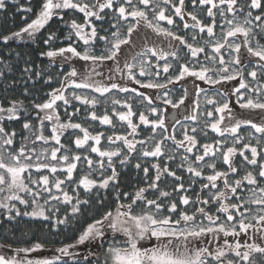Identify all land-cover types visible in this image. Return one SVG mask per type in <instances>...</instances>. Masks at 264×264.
I'll return each instance as SVG.
<instances>
[{"label": "snow or ice", "instance_id": "snow-or-ice-1", "mask_svg": "<svg viewBox=\"0 0 264 264\" xmlns=\"http://www.w3.org/2000/svg\"><path fill=\"white\" fill-rule=\"evenodd\" d=\"M155 0H124L120 3L119 0H103L96 4H89L87 0H42L39 10L36 13L34 19L26 24L25 27L19 31L14 32L11 36H3L2 40L7 42L12 38H21L22 33L28 34L29 37L34 36L40 32L54 16L62 17L63 10H76L79 13H83L85 23H78L75 19L70 22L71 31L65 37L69 41L68 47H61L56 50H49L46 55L48 57L64 56L66 53H71L72 56L79 57L84 61H92L94 64L97 62L111 61L119 59V53L122 51V46H127L132 43L130 36L133 34L137 26L143 21L148 28L153 29L157 34H162L166 37H171L172 41L178 42V45L169 43V48L175 49L178 46H185L192 58L198 59V54L204 53L205 60L210 61L213 66L219 65V67L209 68L201 65L199 71L189 68L187 64H179V73L168 79V83L181 81L186 76L196 77L199 80L205 81L210 85L220 84L222 81H234L239 77V87L233 89L237 97V103L239 107L249 109H260L264 111V101L260 99L253 100L251 95H245L242 91L248 89L249 92L259 93L264 96V84H260L255 89L249 88V83L244 78V66L246 64L253 63L251 58H258L257 64L261 75H264V44L256 42L255 46H252L251 41L256 38V33L253 32V17L251 10L245 13L243 22L240 21L237 12H244L243 6L236 7L237 0H192V5L208 6L207 17L212 18V23L204 24L201 19H198L195 12H188L187 15L191 17L193 23H184L185 29H199L200 33L205 31L208 34L209 40L203 42V46H197L193 43H188L184 36L177 35L168 28L161 27L159 21H167L169 25L174 24L173 16L167 15L166 10L160 7L159 3H155ZM119 3V7H115V4ZM164 4H172V0H163ZM127 5V7H126ZM143 5L144 7H139ZM226 5V8L221 7ZM5 0H0V9H5ZM174 8L173 15L184 20L185 0H179V4H172ZM249 9H261L264 8V0H251L248 5ZM152 8L153 17L152 20L157 21L153 23L148 18L147 9ZM104 9H113L114 13H117V23L113 24L117 30L111 33V39L107 36H98L97 28L92 24L89 17H95L97 20H103L104 17L100 14ZM130 9V10H129ZM218 10V15L221 18L222 24L226 25V30L222 28L224 43L219 40L212 42L214 36V25L216 23L215 17ZM27 12H31L32 8L25 9ZM226 13L232 14V19H228ZM129 17L135 20V23H130L127 27V35L121 36L118 27V21L127 20ZM255 21L264 20V13L256 15ZM68 23L67 21L65 22ZM89 25L90 32L85 30V25ZM260 29L259 35L264 38V24L255 25ZM84 42L87 46L90 42L99 40L105 44V53L101 55H95L94 52L88 47H85L83 53L77 51V48L73 46L71 40L72 34ZM242 36L243 47L247 50V56H243L241 52V43H229V37ZM55 38V33L49 34L44 43L48 44ZM191 39L196 41V35H192ZM212 51L208 53L206 47ZM227 46L231 49L229 53L230 59L225 61L223 55H219L222 49ZM151 53L152 56L157 59H165L168 56L180 59L178 52L172 50L171 52L159 51L156 48H146L144 53L140 55H147ZM235 53V55H233ZM217 56L219 60L217 61ZM135 59V57L133 58ZM235 65V67L233 66ZM136 67L135 63L125 62L124 68L127 69V79L135 81L136 84L141 85L146 89H163L166 87L164 84L142 83L137 79L133 69ZM173 68L171 63H164L163 71L168 73ZM117 72L123 71L118 66L115 69ZM212 73H214L218 79H214ZM66 79L61 81V86L58 89H53L50 93V99L42 104H36L35 108L44 111L45 115L38 117L39 127L33 130V125L30 122L23 124V129L27 130L30 135L23 137L22 142L17 147L15 130L9 132L5 130L3 125H0V193L7 192L8 194L0 201V207L8 209L9 212L15 209L16 214L20 215V211L16 208L14 203L10 201H19L20 204L28 205L29 201L25 199L21 193L31 197V204L33 206L32 212H24L23 215L33 217H45V210L43 205L39 204L38 200L43 194H47V199L44 204L49 202H59L62 199L64 204H71V214L73 216L80 215L82 213V207L89 205V200H81L79 196L75 198V203H72L73 197L63 187L66 182L71 183L74 179V172L78 170L81 164H86L88 171L80 176L76 181L75 187H82L85 192H91L96 189H106L109 187L110 182H116L118 179V173L115 167H113V157H119L123 155L121 148L116 147L112 150H102L99 147L102 134L97 133L92 135L89 130L82 127L80 123H61L59 115L56 113L55 105L56 101H63L65 105L70 103V99L65 96L64 89L69 85H74L76 89H92L96 93H100L103 96L110 92V89L119 88L120 92L127 93L129 91L137 93L136 88L129 89L128 87H120L117 83H111L108 85L96 82L93 84L90 82L89 77L85 76L84 79L77 83L74 77H77L78 73L75 68L66 73ZM140 75H151L150 67L145 61L140 62ZM159 75V72L156 73ZM247 75L253 80L258 79L257 68L248 71ZM51 79V77H49ZM204 92V89H200L197 86V94ZM138 95L144 100L148 101L150 113H158V109L152 106L151 99L143 92H139ZM187 95V90H185ZM227 97L228 93H220ZM72 99L81 101L85 105H97L100 100L95 96L89 99L87 96L76 95L73 93ZM157 99H163L165 105L171 104L172 108H177L184 103V97H181L179 101L173 102L168 93L165 92L164 97H157ZM243 101V102H242ZM120 100L114 99L112 104L115 106L121 104ZM218 102L213 98H207L208 105H215ZM127 111H116L113 107V111L118 117L119 121L126 122L127 127L131 129V135L137 133V124L133 122L134 112L130 103L124 102ZM199 102L197 101V108ZM79 111V109H77ZM232 113V109L225 99L222 104L215 107L216 113ZM7 114L8 120L18 119V108L16 101L11 102V106L4 108L0 106V121L5 119ZM71 115V114H70ZM208 117H214L213 111L207 112ZM93 120H99L101 124L111 125L113 123L112 118L105 113L103 116H97L95 111L91 113ZM198 115L196 114V108L192 109V114L185 117V120L196 121ZM225 117L221 115L219 119H214L211 124H205V128L210 127L214 132L219 133L222 137L225 133L237 134L241 124L251 125V128L256 133L264 134V123L257 124L251 120H236L235 124L231 126L222 127V122ZM51 126V134H44V121H53ZM139 123L143 125H151L152 133L155 134L157 129L165 128V114L163 111H159L158 119H149L144 112L139 113ZM180 121L177 120L176 124ZM173 127H175L173 125ZM68 129H79L83 133L82 137L77 136L74 140V144L77 149H85L88 146L89 141L94 143L90 146L89 150L82 156L80 154H72L71 157L67 154L58 155L63 150L65 153L70 151L64 144L61 143V137ZM193 135H189L187 131L184 133L182 140H176L175 136H162L160 141L155 140V135H151L145 140L134 141L124 135L108 136L107 139L111 143L115 141H122L123 146L127 149L129 155H124L121 163L128 162L129 156L136 151H140V158L146 157H161L164 153V143L166 139L173 140L177 148H184L186 153H193L197 148L198 142L195 133L197 129L194 127L191 129ZM203 131V130H201ZM206 134V133H205ZM251 136V133H249ZM30 137H34L31 139ZM243 137L236 135L233 141L232 147L223 149L221 141H216V147L212 144L205 143L202 145L203 154L196 155L195 161L200 164V167L193 166V162H188L187 171L194 177H201L203 174V168L207 167L212 170V174L206 176L207 183L201 184L202 190H209V195L206 198L197 199L195 203L203 205H212L213 203L219 204L217 212L225 214V219L221 221L219 216L209 214L205 207H197L194 213H189L186 210H181L179 205H189L190 198L187 195L179 197V205L176 201L166 203L170 196V193L161 189L158 185V181L165 174L174 177L176 180H180L179 176H176L175 171H170L166 165L161 168L159 164H152L151 167L155 169V176L146 187H139L133 194L123 192L122 195L129 199V203H120L121 191L116 189L117 207L115 214L109 210L105 212L100 219H93L90 223H87L83 230L80 232L76 244H84L89 242L90 245L95 244L97 251H90L88 256L94 257L88 264H264V161H258L257 147L251 146L248 143L243 145V148L237 149L235 144L239 143ZM37 142H43L44 145H49L50 142H54L53 147H41L37 149ZM151 143L154 146L149 150L145 147L146 144ZM261 143L258 139L257 144ZM138 145L140 146L138 149ZM251 151V159L245 155L244 149ZM237 152L243 157V161L249 165L258 166V173L254 174L253 171H246L245 175L234 181L229 179V173L238 174V168L235 166L234 157ZM91 153H96L99 156V160H93ZM222 155L223 163L228 165V171H217L215 158L217 154ZM205 157H212L213 162L204 165L202 162ZM104 158H107V164L104 162ZM173 157L169 156L168 159ZM183 161H188V156L182 157ZM137 169L141 167L139 163L135 165ZM243 167V163L241 164ZM35 169V175L33 174ZM108 169H111V174L106 175ZM41 170H47L50 175L41 174ZM58 170L61 173H66L63 179L56 176ZM145 178L149 172V168L143 169ZM93 174L99 176V179H94ZM52 177H55L54 179ZM223 181V186L219 187V182ZM247 182L245 185L244 182ZM33 185L35 187H30ZM53 189L61 193V195H54ZM151 189L159 192V196L155 199H148L146 192ZM215 191H211V190ZM177 191H187L184 189L183 184H178ZM199 197V194H198ZM235 201V202H232ZM141 203L144 207L138 212H134V207ZM255 206V207H253ZM58 210V209H57ZM231 210V211H230ZM167 213V214H165ZM178 213V215H177ZM197 214L203 217L199 223L197 222ZM208 223L205 224L204 221ZM57 223H66V218L57 221ZM110 230L112 233H121L126 237L123 241H116L114 238L109 240L106 236V231ZM222 234V236H221ZM244 236L243 243H241V236ZM229 237L235 240L234 243L229 241ZM217 239H223L222 244H218L215 247H211ZM207 240V243H205ZM252 242L249 243L248 241ZM107 243V248L104 244ZM75 245H66L63 248L57 249L63 255H70L68 249ZM10 247V246H9ZM41 244L37 243L32 248L16 249L17 252L28 253L36 249H40ZM102 249L103 251H98ZM257 255L259 259H256ZM102 257V258H101ZM231 257V258H229ZM59 259V257H55ZM88 261V257H85ZM0 264H52V260H21L16 255L0 254Z\"/></svg>", "mask_w": 264, "mask_h": 264}, {"label": "trees", "instance_id": "trees-1", "mask_svg": "<svg viewBox=\"0 0 264 264\" xmlns=\"http://www.w3.org/2000/svg\"><path fill=\"white\" fill-rule=\"evenodd\" d=\"M6 7L5 9H0V106L7 108L11 106L12 101H16L18 108V119L8 120L7 114L5 113V119L0 121V125L5 127L6 131L15 130L17 133L16 136V145L17 147L22 142V139L26 135H30L29 132L23 129V124L25 122H30L33 125V130L39 127L38 117L44 116L45 112L35 108L36 104H42L50 99V93L53 89H58L61 86V81L66 79V73L70 72L73 68L77 70V77L73 79L77 83L81 82L85 76L89 77L90 82L95 84L99 82L110 87L111 83H117L120 87L136 88L137 93L131 91L123 93L117 89H110L109 93L101 96L100 93L94 92L92 89H76L74 85H69L64 89L65 96L70 99V103L65 105L63 101H56L55 110L59 115L61 123H67L71 121L72 123H80L82 127H85L89 130L92 135L97 133L102 134V139L99 147L102 150H112L116 147L121 148L123 155L119 157H113V167L116 168L118 173V179L116 182H110V185L106 189H96L91 192H85L82 187H75L76 181L79 180L80 176L88 171L86 164H81L74 172V179L71 183L66 182L63 186L65 190L73 197L72 203H75V198L79 196L81 200H89V205L82 207V213L77 216L71 214V204H64L61 201L59 202H49V204H44V201L48 198L47 194H43L38 202L43 205L45 210V215L49 217H33L23 215L24 212H32L33 206L31 204V197L21 193V195L29 201L28 205L20 204L19 201H10L9 203H14L16 208L19 209L20 215L16 214L15 209L9 212L8 209L0 207V254L7 255H16L18 259L26 260H41L49 259L52 260V264H88L89 261L94 259V257L88 256L90 251H97L95 244L90 245L89 242L84 244H76V240L86 226L87 223H90L93 219H100V217L107 211L111 210L115 214L117 207L116 200V189L119 188L121 191L120 203L127 204L129 199L122 195L123 192H128L133 194L139 187H146L148 182L152 180L155 176V169L151 167L152 164H159L161 168L168 166L170 171H175L176 176H179L181 179L176 180L174 177L168 176L167 174L161 177V180L158 181V185L164 191L170 193L169 198L166 203H171L176 201L179 205V197L182 195H187L190 198L189 205H179L181 210H186L190 214L194 213L197 207H205L206 211L209 214L219 216L221 221L225 219V214L217 212L219 204L213 203L212 205H203L195 203L197 199H203L208 197L209 190H202L201 184L207 183L206 176L212 174V170L207 167L203 168V174L201 177H194L187 171L188 162H193V166L200 167V164L195 161L196 155L203 154V147L205 143L212 144L216 147V141H221V145L224 150L227 147H232L233 141L236 138V135L243 137V139L235 144L237 149L243 148L245 143L250 144L251 146L257 147L258 151V161H264V139L262 137L264 134L252 132V136H249L251 125L241 124L238 129L237 134L225 133L222 137L219 133L214 132L210 127L205 128V124H211L209 117L207 116L208 111H213L210 105L205 106L201 111V118L198 117L196 121L185 120V117L192 114V110L188 108L186 111L185 105L190 107L189 102L183 103L177 108H172L171 104L165 105L163 99H157V97H164V93H168V97L173 101L177 102L181 97H186L185 90L187 94H191L193 89H186V81L192 76H186L181 81L168 83V79L172 76H175L179 73V64H187L189 68H193L199 71L200 66H208L209 68L218 67L219 65L213 66L210 61L205 60V54L200 53V56L197 58H192L185 46L176 47V51L180 57L177 60L175 57L169 56V59H157L152 56L151 53L148 55V60H143L142 57L137 56L133 59L132 52L134 53V44L133 37H162L161 34H155L152 31H149L145 26H137L138 29L134 30L133 34L130 36L131 44L127 46H122V51L118 54L119 59L97 62L93 63L92 61H84L79 57L72 56L71 53H66L64 56L57 57H48L46 53L49 50H56L61 47L67 48L69 41L65 39L68 33L71 31L69 25L71 20L75 19L78 23H85L83 13H79L76 10H63L62 19L60 16H54L49 23L36 33L34 36L29 37L28 34L22 33L21 38L16 39L12 38L9 41L5 42L2 40L3 36H11L12 33L19 31L21 28L25 27L32 19L35 18L37 11L39 10L42 0H5ZM89 4H96L97 0H87ZM103 2V0H99ZM120 3H123L124 0H119ZM218 3V0H215ZM251 0H237L236 7L243 6L244 12H237V15L241 22L244 20V15L249 10L252 11L253 17L250 18L253 20V32L256 33V38L251 41L252 46H255L256 42L264 44V38L259 35L260 29L255 27V25L264 24V20L255 21L254 17L256 15H261L264 13V8L261 9H249L248 5ZM155 3H159L160 7L163 8H173L172 4H179V0H172V4H164L163 0H155ZM139 7H144L143 5H138ZM115 7H119V3L115 4ZM127 7V5H126ZM208 6L192 5V0H185V9L184 14L186 17L188 12H192L191 8H199V19L202 20L204 24L212 23V18L207 17L206 8ZM221 7L226 8V5ZM32 8L31 12H27L25 9ZM130 10V9H129ZM217 12L215 17V36L216 40H219L221 43H224L222 28L226 30V25L222 24L221 18L218 15V10L214 9ZM104 19L97 20L95 17H89L92 21V24L98 30V36H107L111 39V33L116 31L117 28L113 27L114 23H117V13H114L113 9H104L100 13ZM228 19H232L231 13H226ZM173 18L174 25L176 28L174 31L177 35L184 36L188 43L196 44L197 46H203V41L207 40L208 34L205 31L200 33L199 29H185L183 23L179 19ZM68 22L67 24L65 22ZM130 23H134L133 18L129 17L126 21H118L119 31L121 36L127 35V27ZM166 26V25H165ZM85 30L90 32L91 28L89 25H85ZM136 32V34H134ZM55 33V38L50 41L48 44H45V39L48 38L49 34ZM196 35V41L191 39L192 35ZM243 37L237 35V37H229L228 42L230 43H241V52L243 56H247V50L243 47ZM71 40L73 46L77 48V51L83 53L85 47H88L94 52L95 55L106 54L105 53V44L103 41L98 39L90 42L89 45L85 46L82 40H79L75 34H72ZM138 40V39H137ZM200 43V44H199ZM137 47V46H136ZM145 48H156L157 52L167 51V45H144ZM206 47V51L210 53V48ZM227 46H225L223 52L219 55H227ZM173 49L170 48L169 52ZM139 55L135 53L134 56ZM235 55V53H234ZM257 59L258 58H253ZM141 60L145 61L146 64L150 67L151 75H140V62ZM219 56H217V61ZM125 62L136 63V67L133 69L134 74L137 79L141 80L142 83H148L149 81L158 84L166 85L163 89H146L142 88L141 85L136 84L135 81H130L127 79V69L124 68ZM171 63L173 68L169 70L168 73L163 71L164 63ZM264 63V62H260ZM119 67L123 71L117 72L115 69ZM250 70L257 68L258 79L253 80L247 74L245 75V80L250 83L249 88L255 89L254 85L257 87L260 84H264V75H261L258 66L253 65L249 66ZM159 72V75L156 73ZM51 77V79H49ZM239 79V77H237ZM190 91V92H188ZM216 96L225 98L228 100L230 108L232 109V114L243 118L244 120L250 119L247 115V111L235 105L231 102V96L227 97L220 95V93H226L225 82H221V87L219 89L213 88ZM139 92H143L147 95L151 101L152 106L157 107L158 110L163 111L165 114V128L166 132L163 129H157L155 134L152 133L151 125H143L139 123V113L144 112L149 119H153L155 115H152L148 111L149 104L148 101H144L139 95ZM246 92L251 95L253 100H256V93L249 92L247 89ZM73 93L76 95L87 96L89 99L96 97L100 100V103L93 105H85L81 101L72 99ZM219 95H218V94ZM246 93V94H247ZM245 94V95H246ZM197 94L194 95L193 102L196 106V114L198 111L197 108ZM120 100L122 103L113 105L112 101ZM264 101V96L260 98ZM124 102L130 103L132 105V110L134 112L133 122L137 124V133L133 136L131 135V129L127 127L126 122L119 121L116 117L113 107L116 111H127ZM219 106V105H218ZM194 108V107H193ZM79 109V111H77ZM95 111L97 116H103L107 113L111 118L113 123L111 125L101 124L99 120H93L91 118V113ZM182 112V114H181ZM71 114V115H70ZM182 115V116H180ZM223 115L225 117L222 122V127L229 126L227 121L230 119L229 113H220L219 116ZM158 117V116H156ZM173 120H171V118ZM177 117V118H175ZM179 120L180 123L176 124V121ZM53 121H44V134H51V126ZM173 125L175 127H173ZM196 128L197 132L195 133L197 138V148L193 153H186L184 148H177L173 140L166 139L164 143V153L161 157H146L140 158V151H136L129 156L128 162L122 164L124 155H129L127 149L123 146L122 141H115L111 143L108 141V136L114 135H124L129 139L134 141L145 140L151 135H155V140L160 141L162 136H175L176 140H182L184 137L185 131L189 135H193L191 129ZM203 130V131H201ZM206 133V134H205ZM83 133L79 129L72 130L68 129L65 131V134L61 137V143L64 144L70 151L65 153L63 150L58 155L67 154L71 157L72 154L84 155L94 143L89 141L88 146L85 149H77L74 144V140L77 136L82 137ZM34 139V137H30ZM260 140L261 143L257 144V140ZM37 149L41 147H53L57 146L54 142H50L49 145H44L43 142H37ZM154 145L148 143L145 145L149 150ZM138 145V149H139ZM245 155L251 159V151L249 149H244ZM184 155L188 156V161H183L182 157ZM173 157L171 160L168 157ZM91 158L93 160H99V156L96 153H91ZM235 166L238 168V174L229 173V179L234 181L241 178L245 175L246 171H253L254 174L258 173L259 168L255 165H249L243 161V157L237 152L236 156L233 158ZM105 164H107V158H104ZM212 157H205V160L202 162L204 165L212 163ZM139 163L141 167L137 169L135 165ZM216 170L217 171H228V165L223 163L222 155L217 154L215 158ZM243 163V167L241 164ZM149 168L147 178H145V173L143 169ZM35 175V169L32 170ZM41 174L50 175L47 170H41ZM106 175L111 174V169H108L105 173ZM66 173H61L59 170L56 176H59L61 179L64 178ZM53 179L55 177H52ZM94 179H99V176L93 174ZM183 184L184 189L187 191H177V185ZM245 185L247 182H244ZM219 187L223 186V181L219 182ZM30 187H35L30 185ZM211 191H215L214 189ZM7 192L0 193V201L3 200V197L7 195ZM54 195H61L53 189ZM199 194V197H198ZM148 199H155L159 196V192L149 189L146 192ZM235 202V201H232ZM144 207L143 204L138 203L134 207V212L138 213ZM58 209V210H57ZM231 211V210H230ZM167 214V213H165ZM178 215V213H177ZM66 223H57V221L65 219ZM197 222L199 223L203 220L199 214H197ZM205 224L208 222L205 220ZM106 236L116 241H123L126 239L121 233H112L110 230L106 231ZM222 236V234H221ZM41 244L40 249L24 253L17 252L16 249L22 248H32L35 244ZM207 243V240L205 241ZM223 243V242H222ZM221 243V244H222ZM66 245H75L68 249L70 255H63L57 249L63 248ZM10 246V247H9ZM108 244L105 243L104 247L107 248ZM98 251H103L102 249ZM88 257V261L85 260V257ZM59 257V259H55ZM102 258V257H101ZM231 258V257H229Z\"/></svg>", "mask_w": 264, "mask_h": 264}, {"label": "flooded vegetation", "instance_id": "flooded-vegetation-1", "mask_svg": "<svg viewBox=\"0 0 264 264\" xmlns=\"http://www.w3.org/2000/svg\"><path fill=\"white\" fill-rule=\"evenodd\" d=\"M165 10H166V14L167 15H172L173 18L176 17L175 19L181 20L179 17L173 15L174 8H165ZM191 10H192V12H195V14L197 15V17L199 19V8H191ZM147 11H148V18H149V20H152V17H153L152 8L147 9ZM206 12H207V8H206ZM152 22L153 23H156L157 21L152 20ZM181 22L183 23V25H184L185 22H187L189 24L193 23V21L191 20V17L190 18L189 17H186V14H184V20H181ZM134 23H135V20H134ZM159 24H160L161 27L168 28L169 30H171L174 33H176L174 31V29L176 28V26L174 24L173 25H169L167 23V21H159ZM138 26H145L149 31H152L153 33L157 34L156 32L153 31V29L148 28L143 21H141V23ZM137 29H138V27H137ZM134 34H136V32ZM137 39H136V36H135V38L133 37V39H132L133 44H134V47H135L134 48V53L132 52L133 58L134 57H137V56H140V57L143 56V55H140V54L145 52V49L146 48L144 47V45H153V44L159 45V44H164V45H167V51L166 52H169V50H170V48H169V43L170 42L173 45H178V42L172 41V38L171 37H166L164 35H162V37H137ZM211 39H212V42H215L216 41L215 29H214V36ZM207 40H209V38ZM175 49H173V50H175ZM137 52L139 53V55L134 56L135 53H137ZM148 55H149V53H147V55L143 56L142 57L143 60H148V58H149ZM198 56H200V54H198ZM167 59H169V56L166 57L164 60H167ZM251 59L254 60L253 58H251ZM227 82L230 83V81H227ZM228 83H226V84H228ZM237 84H239V79L238 78L236 79V83L234 85H232V84H229L228 86L225 85V90L229 94V97L231 96V102L234 103L235 105H238V104L236 103V98H235V93L233 91V88ZM202 85L205 86V85H209V84L206 83L205 81L199 80L196 77L190 78V79H188L186 81V89H188V90H190V89H194L195 90L197 88V86L199 87V86H202ZM188 92H190V91H188ZM194 95H195V91L193 93H191V94H187V96L184 98V104L185 103H188V102L190 104V107H188V106L185 105L186 111H188V108H190L191 110L193 109V99H194ZM257 95L259 96L258 99L262 98V96L259 93L256 94V97H257ZM244 111H247V112L249 111L251 113L258 114L256 118H254V119L250 118L248 120H251L253 123H257V124L264 123V111H262L260 109H249V108H244ZM181 114H182V112H181ZM180 116H182V115H180ZM173 118L174 117H172L171 120H173ZM175 118H177V117H175ZM248 129L250 131H255L254 129H250V128H248ZM262 139H264V136L262 137ZM262 183H264V181H262ZM228 239H229V241L231 243H234L235 242V240L233 238H231V237H229ZM243 240H244V236L242 234V236H241V243H243ZM222 242H223V239H217L215 241V243L213 245H211V247H215L216 245L221 244ZM248 242L251 243L252 241L249 240ZM256 259H259V256L258 255H257Z\"/></svg>", "mask_w": 264, "mask_h": 264}, {"label": "rangeland", "instance_id": "rangeland-1", "mask_svg": "<svg viewBox=\"0 0 264 264\" xmlns=\"http://www.w3.org/2000/svg\"><path fill=\"white\" fill-rule=\"evenodd\" d=\"M231 43V42H230ZM235 43V42H234ZM227 48V47H226ZM211 49H210V53H211ZM221 52H223V50L221 51ZM231 52V49H227V55L226 56H224V59H225V61H228L229 59H230V56H229V53ZM224 53V52H223ZM233 55H234V53H233ZM143 56H145V55H143ZM142 56V57H143ZM246 57V56H245ZM136 64V63H135ZM252 64V63H251ZM251 64H246L245 66H244V78H245V75L247 74V72L250 70V68H249V66L251 65ZM253 65H256V66H258V64H257V59H254L253 60ZM234 67H235V65H233ZM140 67V66H139ZM208 67V66H207ZM219 67V66H218ZM212 75H213V78L214 79H218V77L214 74V73H212ZM226 83H228L227 81L225 82V85H229V84H232V85H234L235 83H236V80H234V81H230V83H228V84H226ZM249 85H250V83H249ZM221 87V83L220 84H217V85H202V86H199V88L200 89H204V92H201V93H199V94H197V88L194 90H192L191 91V93H193L194 91H195V94H197V101L199 102V108H198V111H197V115H198V117H200L201 118V111H202V109L205 107V106H208V104H207V98H209V97H211V98H213L215 101H217L218 103L217 104H215V105H210V107L212 108V110H215V107H217L218 105H220V104H222L223 102H224V100H225V98H221V97H218V96H216V93H215V91H213V88H215V89H219ZM239 87V84H237L233 89H235V88H238ZM257 87V85L255 84L254 85V88H256ZM246 90L247 89H244V90H242L245 94L247 93L246 92ZM227 93V92H226ZM256 93V92H255ZM165 94V93H164ZM163 94V95H164ZM218 94V93H217ZM256 94H258V93H256ZM219 95V94H218ZM247 95H249L248 93L246 94V96ZM161 97V96H160ZM163 98V97H162ZM235 98H236V100H237V97H236V94H235ZM257 99L259 98V96L257 95V97H256ZM193 107L194 108H196V106H195V103L193 102ZM159 111L160 110H158V113H156V114H153L152 113V115H155V117H153V119H158L159 118ZM219 114L220 113H216V112H214V117H209V120H210V122L211 123H213L214 122V119H219ZM247 115L249 116V117H251L252 119H254V118H256L257 117V115L258 114H256V113H251V112H247ZM156 116H158V117H156ZM229 116H231L230 117V119L227 121V123H228V125L230 126V125H232V124H235V122H236V120H244L243 118H240V117H238V116H235L234 114H229ZM246 120H248V119H246ZM250 133H251V136H252V132L250 131ZM263 149H264V146H263ZM253 207H255V206H253Z\"/></svg>", "mask_w": 264, "mask_h": 264}]
</instances>
